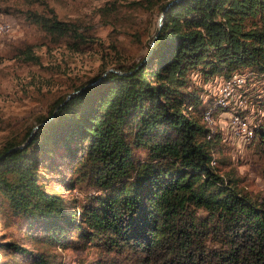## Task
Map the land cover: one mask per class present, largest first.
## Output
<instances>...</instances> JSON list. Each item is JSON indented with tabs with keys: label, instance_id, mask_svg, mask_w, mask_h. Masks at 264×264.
<instances>
[{
	"label": "trees",
	"instance_id": "1",
	"mask_svg": "<svg viewBox=\"0 0 264 264\" xmlns=\"http://www.w3.org/2000/svg\"><path fill=\"white\" fill-rule=\"evenodd\" d=\"M176 1L160 6L152 56L81 84L37 126L47 124L0 149V224L15 228L0 264H53V247L89 264H264V195L219 169L223 106L193 80L244 76L264 108V0ZM24 16L86 41L52 10ZM253 131L264 153V122Z\"/></svg>",
	"mask_w": 264,
	"mask_h": 264
},
{
	"label": "rangeland",
	"instance_id": "2",
	"mask_svg": "<svg viewBox=\"0 0 264 264\" xmlns=\"http://www.w3.org/2000/svg\"><path fill=\"white\" fill-rule=\"evenodd\" d=\"M162 2L0 0V24L11 25L10 31L0 34V149L9 142H23L38 120L48 116L53 104L79 93L76 88L81 84L121 64L138 63L152 56L157 33L163 25ZM31 8L45 15L52 10L62 22L76 24L86 41L59 39L29 23L24 12ZM193 80L202 87L204 100L218 98V88L214 87L216 78L204 83L195 75ZM254 87L255 84L244 86L240 91L248 102L245 107L241 108L243 100L234 96L223 106V111L215 110L213 122L223 139L216 156L222 173L238 178L247 192L264 195V153L251 143L252 139L246 140L244 131L236 130L231 123L235 112H241L249 129L264 122V108L253 104L252 96L261 93L254 91ZM70 196H80V192L75 190L67 194L68 198ZM7 226L0 224V242L12 240L15 234L14 226ZM19 235L25 236L23 229L15 236ZM18 241L31 250L42 249L34 239L20 237ZM47 252L53 264H89L91 261L85 252L54 247Z\"/></svg>",
	"mask_w": 264,
	"mask_h": 264
},
{
	"label": "built area",
	"instance_id": "3",
	"mask_svg": "<svg viewBox=\"0 0 264 264\" xmlns=\"http://www.w3.org/2000/svg\"><path fill=\"white\" fill-rule=\"evenodd\" d=\"M11 25L8 22H2L0 24V34H4L10 31ZM246 79L241 75H234L230 79H217L215 80L214 87L218 88V98L219 104L221 106H226L227 102L234 96L241 98V108L245 107L248 102L244 99L241 89L245 86ZM209 120V117H207ZM231 123L234 128L240 132L245 133L246 140L249 141L253 138L254 131L249 129L246 120L242 116L241 112H235L231 117ZM216 165V161L213 162Z\"/></svg>",
	"mask_w": 264,
	"mask_h": 264
},
{
	"label": "water",
	"instance_id": "4",
	"mask_svg": "<svg viewBox=\"0 0 264 264\" xmlns=\"http://www.w3.org/2000/svg\"><path fill=\"white\" fill-rule=\"evenodd\" d=\"M178 1H179V0H178ZM178 1H176V2H178ZM94 84H95V83H94ZM90 85H93V84H90ZM53 117H54V116H53ZM53 117H52V118H53ZM52 118H51V119H52ZM48 122H49V120H48V121H45V122H44L43 124H41V125L36 126V127L34 128V131H36L40 126L47 124ZM34 131L32 132V135L35 133ZM32 135H31L30 139L32 138ZM28 143H29V142H28ZM28 143H27V144H28Z\"/></svg>",
	"mask_w": 264,
	"mask_h": 264
}]
</instances>
